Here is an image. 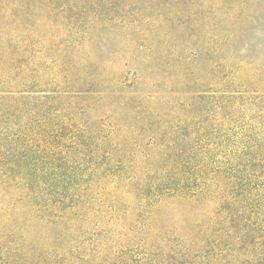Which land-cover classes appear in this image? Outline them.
I'll return each mask as SVG.
<instances>
[{"label": "trees", "instance_id": "trees-1", "mask_svg": "<svg viewBox=\"0 0 264 264\" xmlns=\"http://www.w3.org/2000/svg\"><path fill=\"white\" fill-rule=\"evenodd\" d=\"M133 1L159 26L191 0H0V264H264V58L222 57L245 12L203 0L216 101L169 106L155 40L115 71L87 47L129 31ZM93 69L117 99L96 118Z\"/></svg>", "mask_w": 264, "mask_h": 264}, {"label": "rangeland", "instance_id": "rangeland-1", "mask_svg": "<svg viewBox=\"0 0 264 264\" xmlns=\"http://www.w3.org/2000/svg\"><path fill=\"white\" fill-rule=\"evenodd\" d=\"M207 1L210 2V0ZM133 4L137 6L135 10L137 15L136 17L129 16V19L137 18L138 22L130 25L129 31L118 32L115 28L110 27L107 29L106 37L109 39L105 47L100 46L101 41L96 34L88 43V49L95 51L97 60L112 71L120 69L126 60L131 62L129 67H137V63L132 64V61H140L142 56L146 55L139 48L140 39L146 37L149 41L155 40V43L145 50L150 49L152 55L155 54L156 57H159L154 75L161 84V97L167 105L170 106L185 97H189L190 101L196 105H200L204 101L215 103L217 75L214 67L217 51L213 41L204 37L203 30L206 24L209 29H213L211 24L215 19L214 14L212 13L209 18L204 17L207 15L209 4H204L203 0L188 1L183 4L182 13L170 16L167 22L162 19L164 24L159 26L157 21L160 11L152 12L145 6V3L133 1ZM241 9L245 14L242 18L234 20L243 22L244 26L241 28V32L227 45L222 57L226 61L240 58L244 62L248 60L260 61L261 58H264V0H231L228 7L222 10L237 13ZM188 11H194L192 18L187 15ZM148 16H152V21L154 20L155 24L143 22L144 17ZM154 25L155 27H153ZM169 33L172 35L166 36L164 39L165 35ZM244 33H250L254 38L238 52L236 49L241 46V37ZM169 51H172L174 56L167 59L165 56ZM193 51H196V57L191 55ZM163 64H172L174 69L165 71ZM96 75L100 78L103 77L102 79H108L109 83L107 86H100V89H104V91L101 92L102 95L98 94L101 99L91 113L92 118L103 115L108 109L115 110L117 107L115 93L110 92L113 85L112 75L108 74L109 76L104 77L105 74L102 73V70L97 73L93 69L91 77L95 79ZM204 90H208L212 94L200 96ZM177 110L176 108L173 111L175 115Z\"/></svg>", "mask_w": 264, "mask_h": 264}]
</instances>
